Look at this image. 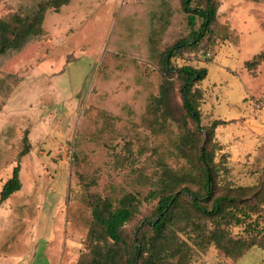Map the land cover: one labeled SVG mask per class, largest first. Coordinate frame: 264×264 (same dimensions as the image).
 Returning a JSON list of instances; mask_svg holds the SVG:
<instances>
[{"label": "rangeland", "instance_id": "1", "mask_svg": "<svg viewBox=\"0 0 264 264\" xmlns=\"http://www.w3.org/2000/svg\"><path fill=\"white\" fill-rule=\"evenodd\" d=\"M44 1L0 0V21L14 25ZM216 2L209 32L170 67L207 71L194 88L200 130L214 126L215 193L244 197L245 216H173L165 235L183 255L167 264H264V0ZM199 26L181 0H71L0 55V191L16 166L21 183L0 204V264H91L95 247L127 264L161 193L179 192L198 167L203 134L183 140L175 76L167 105L156 99L163 53ZM128 195L134 213L113 245L92 210Z\"/></svg>", "mask_w": 264, "mask_h": 264}, {"label": "trees", "instance_id": "2", "mask_svg": "<svg viewBox=\"0 0 264 264\" xmlns=\"http://www.w3.org/2000/svg\"><path fill=\"white\" fill-rule=\"evenodd\" d=\"M71 0H47L38 4L37 9L31 16L23 18L16 17L14 25H10L5 21H0V55L8 50L20 49L30 37L37 36L41 33V24L43 14L52 9L55 12L67 5ZM183 11L187 14V25L190 28L195 26L196 20L200 21L198 30L192 31L188 40H182L175 43L162 55L163 62V80L160 85V93L156 99L162 106H166L169 98L174 92L173 77L179 82L178 92L182 100L181 109L184 113L182 116V127L184 130L183 140L186 144L194 141L200 130V112L197 107V99L199 93L194 86L205 79L207 71L204 68L195 69L190 66H182L180 68L170 67V60L178 53L185 49L195 47L209 32L210 27L215 22L217 12L216 0H181ZM188 119L193 126V130L188 128ZM203 140L198 146V154L196 161L198 167L194 175L187 174L181 182L184 185L179 192H163L161 193L158 203L154 209L151 221H148L150 227V235L148 237L140 236L132 243L128 249L127 264H167L170 259L183 254L176 253L178 249H174L167 235L166 229L171 225L173 216L178 220H186L190 222L193 215L199 217L217 219L232 217L239 223L240 217L233 212H240L237 205L241 201H245L244 197L216 195V173L220 167L215 168L214 150L206 149L207 146H214V126L209 129L203 128ZM26 151L21 153L24 156ZM19 166H16L11 178H9L2 186L0 191V204L5 202L9 196L17 192L21 188L19 181ZM189 184L197 189L193 190ZM156 193H151L150 197L154 198ZM136 198L128 195L119 201L118 207H112L110 203L96 205L92 210V217L96 225L103 231L104 239L110 241L113 245L124 243L122 228L131 220ZM262 204H264V194L262 195ZM251 206V205H250ZM249 208V205L247 206ZM252 208V207H251ZM245 216V213H242ZM182 222V221H181ZM93 258L91 264H113L109 249L101 252L98 248L93 249Z\"/></svg>", "mask_w": 264, "mask_h": 264}, {"label": "built area", "instance_id": "3", "mask_svg": "<svg viewBox=\"0 0 264 264\" xmlns=\"http://www.w3.org/2000/svg\"><path fill=\"white\" fill-rule=\"evenodd\" d=\"M256 101H257L258 106L262 110H264V91H263V93L261 94V96Z\"/></svg>", "mask_w": 264, "mask_h": 264}]
</instances>
